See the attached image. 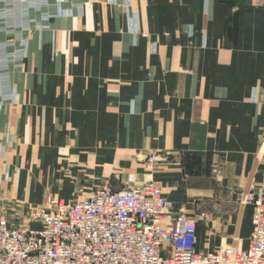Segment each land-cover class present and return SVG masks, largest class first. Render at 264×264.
<instances>
[{
	"label": "crops",
	"instance_id": "0c3cea01",
	"mask_svg": "<svg viewBox=\"0 0 264 264\" xmlns=\"http://www.w3.org/2000/svg\"><path fill=\"white\" fill-rule=\"evenodd\" d=\"M131 174L197 220V251L248 247L264 0H0V205L28 222Z\"/></svg>",
	"mask_w": 264,
	"mask_h": 264
},
{
	"label": "built area",
	"instance_id": "2783aa9c",
	"mask_svg": "<svg viewBox=\"0 0 264 264\" xmlns=\"http://www.w3.org/2000/svg\"><path fill=\"white\" fill-rule=\"evenodd\" d=\"M153 156L147 158L152 167ZM254 207L248 247L221 245L196 250L197 220L175 212L155 181L128 175L80 200L48 196L29 212L39 227L21 224L22 214L0 205V264H264V189L238 194ZM175 212L170 225L169 212Z\"/></svg>",
	"mask_w": 264,
	"mask_h": 264
},
{
	"label": "rangeland",
	"instance_id": "374dc122",
	"mask_svg": "<svg viewBox=\"0 0 264 264\" xmlns=\"http://www.w3.org/2000/svg\"><path fill=\"white\" fill-rule=\"evenodd\" d=\"M46 199H47V197H46ZM46 201V200H45ZM45 201L42 203V204H44L45 203ZM28 215V219H29V213L27 214ZM22 218H23V215H22ZM26 223H28L31 227H39V223L38 222H36V221H31L30 219H29V221L28 222H25L24 221V219H23V221L21 222V224H26ZM35 224V225H34Z\"/></svg>",
	"mask_w": 264,
	"mask_h": 264
}]
</instances>
